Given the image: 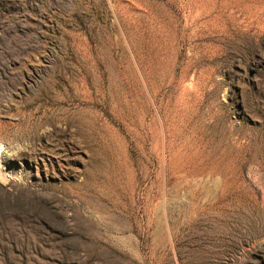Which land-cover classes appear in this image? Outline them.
Masks as SVG:
<instances>
[{
  "label": "rangeland",
  "instance_id": "374dc122",
  "mask_svg": "<svg viewBox=\"0 0 264 264\" xmlns=\"http://www.w3.org/2000/svg\"><path fill=\"white\" fill-rule=\"evenodd\" d=\"M0 264H264V0H0Z\"/></svg>",
  "mask_w": 264,
  "mask_h": 264
}]
</instances>
